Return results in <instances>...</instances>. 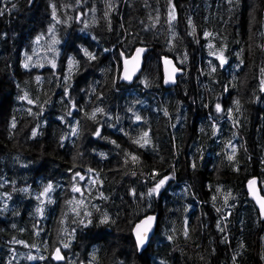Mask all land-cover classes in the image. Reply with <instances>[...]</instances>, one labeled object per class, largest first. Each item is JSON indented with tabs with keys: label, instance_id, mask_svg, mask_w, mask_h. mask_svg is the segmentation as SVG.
Listing matches in <instances>:
<instances>
[{
	"label": "trees",
	"instance_id": "16d2710c",
	"mask_svg": "<svg viewBox=\"0 0 264 264\" xmlns=\"http://www.w3.org/2000/svg\"><path fill=\"white\" fill-rule=\"evenodd\" d=\"M262 69L264 0H0V264H264Z\"/></svg>",
	"mask_w": 264,
	"mask_h": 264
},
{
	"label": "water",
	"instance_id": "95a60500",
	"mask_svg": "<svg viewBox=\"0 0 264 264\" xmlns=\"http://www.w3.org/2000/svg\"><path fill=\"white\" fill-rule=\"evenodd\" d=\"M141 49H142V51H138ZM147 51H148L147 47L138 46L133 50V52L131 53V55L129 57L124 58L122 60L121 72H120V77H121L122 81L130 82L135 77H137L139 75V73L142 70L144 57H145V54L147 53ZM160 63H161L162 78H163L164 86L167 88L176 86L177 79L182 74V69L170 57H162L160 60ZM125 77H130V79H126ZM249 181H255V184L250 186ZM246 191H247L249 198L255 203V206H256L257 210L259 211L261 219L264 220V211H262L261 205H260V203H258V198L263 197V196L261 194V190L259 187V181L257 178H252V179L248 180V182L246 184ZM148 217H154V219L151 221L150 230L147 231V233L145 234L146 238L144 240L143 245H140L138 243L137 234H138V232H143L144 226H143L142 222L146 221ZM138 225L141 227L138 228ZM157 226H158V214L157 213L145 216L144 218H142L139 222H137L133 226L132 237H133L135 244H136L139 251H143L148 247V245H149V243H150V241H151V239H152V237H153V235L157 229ZM59 252H60V255L63 256L60 250H59ZM55 255H56V251L53 254L54 260H56L54 258ZM63 259L62 260H56V261H63Z\"/></svg>",
	"mask_w": 264,
	"mask_h": 264
},
{
	"label": "snow or ice",
	"instance_id": "6c2138e0",
	"mask_svg": "<svg viewBox=\"0 0 264 264\" xmlns=\"http://www.w3.org/2000/svg\"><path fill=\"white\" fill-rule=\"evenodd\" d=\"M55 16H56V13H55V9L53 10V18H55ZM172 19H175V16L173 15L172 16ZM57 22H59V21H57ZM51 31H53V29L52 28H50L49 29V32H51ZM206 35H211V34H206ZM37 41H39L40 40V37L38 36L37 38ZM57 41H53V43H56ZM210 47H211V45H210ZM138 51H142V49L141 50H138ZM85 54L86 55H88L91 59H95V57L91 54V53H89V52H87V50H85ZM31 57L29 56V57H27L26 58V61H25V63H24V67L25 68H28L29 67V62L31 61ZM224 62V60H223V58H221V63H223ZM53 66H55V65H53ZM262 72H264V69H262L261 70ZM126 79H130V77H125ZM167 82V81H166ZM24 99H27V96L25 95V97H23ZM28 102L29 103H32L33 101L32 100H28ZM237 103V105H239V101H237L236 102ZM216 108H217V111H220L221 110V108H220V105L219 104H217L216 105ZM103 111V109H96V112H102ZM96 112H93L92 114H91V118L92 119H95V117H96ZM136 119L137 120H140L141 119V117H139V116H137L136 117ZM13 126H15V125H13ZM75 131V130H74ZM36 135V132H33V136H35ZM96 135H100V132H99V130H97V132H96ZM147 137H148V133L147 132H144L143 133V136L141 137V139H143L144 140V143L145 144H147L149 141H148V139H147ZM137 143H139L140 141L138 140V141H136ZM235 151V149H233V152ZM101 155H103V154H101ZM233 157L232 156H230L229 157V159H232ZM132 159H133V161H135V160H137L138 158L137 157H135V156H133L132 157ZM89 171H91V169L89 170ZM80 179H84V177H80ZM166 179H168L167 177H165L164 179H161L158 183H157V185H156V187L155 188H153L152 190H151V192L149 193L150 195H151V193H153V192H156L160 187H162L163 186V184L165 183V180ZM255 184V181H249V185L251 186V185H254ZM53 189V185L52 184H48L45 188H44V191H43V193H41V195H47L49 192H51V190ZM73 191H75V192H79L80 191V189L78 188V187H73ZM258 203H260V205H261V209H262V211H264V197H260V198H258ZM37 211L39 212V211H41V209H37ZM154 219V217H148L147 218V220L146 221H144V222H142L143 223V232H138V234H137V239H138V243L140 244V245H143V243H144V240H145V238H146V233H147V231H149L150 230V226H151V221ZM102 222H104V223H106V222H108V218L105 216V219L102 221ZM141 226H139L138 225V228H140ZM68 245L66 244V245H64V247H67ZM33 247H35L34 245H33ZM29 259H36V257H32V256H29L28 257ZM41 259H43V257H40ZM56 260H62L64 257L63 256H61L60 255V252H59V249H57L56 250V255H55V257H54Z\"/></svg>",
	"mask_w": 264,
	"mask_h": 264
},
{
	"label": "flooded vegetation",
	"instance_id": "af4514ba",
	"mask_svg": "<svg viewBox=\"0 0 264 264\" xmlns=\"http://www.w3.org/2000/svg\"><path fill=\"white\" fill-rule=\"evenodd\" d=\"M134 240V239H133ZM134 243H135V241H134ZM137 247V246H136Z\"/></svg>",
	"mask_w": 264,
	"mask_h": 264
}]
</instances>
